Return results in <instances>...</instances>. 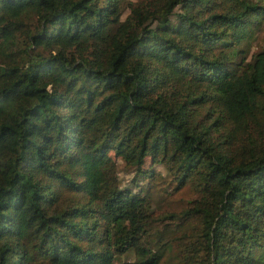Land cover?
I'll list each match as a JSON object with an SVG mask.
<instances>
[{
    "label": "trees",
    "instance_id": "1",
    "mask_svg": "<svg viewBox=\"0 0 264 264\" xmlns=\"http://www.w3.org/2000/svg\"><path fill=\"white\" fill-rule=\"evenodd\" d=\"M262 29L264 0H0V264H159L172 232L264 264Z\"/></svg>",
    "mask_w": 264,
    "mask_h": 264
},
{
    "label": "rangeland",
    "instance_id": "2",
    "mask_svg": "<svg viewBox=\"0 0 264 264\" xmlns=\"http://www.w3.org/2000/svg\"><path fill=\"white\" fill-rule=\"evenodd\" d=\"M262 44H264V29H262L261 31L257 33V36L255 40L253 41V46H252L250 53L252 51L259 49L262 46ZM250 53L248 54V57L250 56ZM190 197H191L190 194L187 192L177 193L169 197L168 204L166 202L161 203V206H159V208L166 210V209L172 208L173 206L181 207L186 204L187 199ZM170 198H171V201H170ZM169 225L174 226L173 223H170ZM175 234H179V232L171 233L170 239L171 241H173V246L171 247L170 250H167L165 252L164 257L159 264H181L180 258L182 256L181 255L182 252L179 250V246H181V244L178 243V240H175L174 238ZM180 249H182V247H180ZM133 257H134L133 254L129 253L127 255H122L120 258L121 259H125V258L133 259Z\"/></svg>",
    "mask_w": 264,
    "mask_h": 264
}]
</instances>
